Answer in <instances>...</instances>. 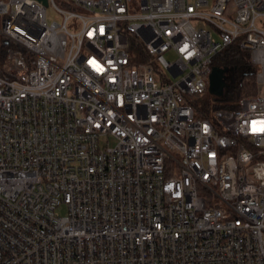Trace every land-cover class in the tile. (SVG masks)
<instances>
[{
	"label": "built area",
	"instance_id": "2783aa9c",
	"mask_svg": "<svg viewBox=\"0 0 264 264\" xmlns=\"http://www.w3.org/2000/svg\"><path fill=\"white\" fill-rule=\"evenodd\" d=\"M47 1L0 0V264H264V0Z\"/></svg>",
	"mask_w": 264,
	"mask_h": 264
},
{
	"label": "trees",
	"instance_id": "16d2710c",
	"mask_svg": "<svg viewBox=\"0 0 264 264\" xmlns=\"http://www.w3.org/2000/svg\"><path fill=\"white\" fill-rule=\"evenodd\" d=\"M5 44L0 40V52ZM213 66L227 68L224 73L223 94L220 97L206 91L203 95L191 99L197 117H212V111L219 108L233 109L244 96H253L258 93L256 79L259 69L252 61L251 52L242 46L240 38L219 52L213 61Z\"/></svg>",
	"mask_w": 264,
	"mask_h": 264
},
{
	"label": "water",
	"instance_id": "95a60500",
	"mask_svg": "<svg viewBox=\"0 0 264 264\" xmlns=\"http://www.w3.org/2000/svg\"><path fill=\"white\" fill-rule=\"evenodd\" d=\"M45 4L48 3L47 0H43ZM227 68H219L213 66L212 70L208 76V93L220 97L223 94L224 88V73Z\"/></svg>",
	"mask_w": 264,
	"mask_h": 264
},
{
	"label": "rangeland",
	"instance_id": "374dc122",
	"mask_svg": "<svg viewBox=\"0 0 264 264\" xmlns=\"http://www.w3.org/2000/svg\"><path fill=\"white\" fill-rule=\"evenodd\" d=\"M232 13V11H230V14ZM48 18H49V20H51V19H53V18H55V19H61V17H60V15L59 14H57L55 11H53V9H52V7H49L48 8ZM2 38L0 37V40H1ZM170 58H173V56L171 55V56H169Z\"/></svg>",
	"mask_w": 264,
	"mask_h": 264
}]
</instances>
